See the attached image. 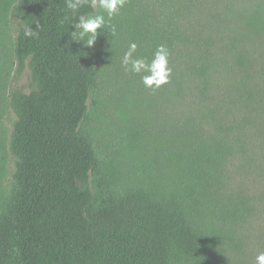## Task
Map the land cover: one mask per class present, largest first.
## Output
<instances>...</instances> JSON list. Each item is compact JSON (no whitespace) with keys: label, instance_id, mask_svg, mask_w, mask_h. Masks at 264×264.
<instances>
[{"label":"trees","instance_id":"16d2710c","mask_svg":"<svg viewBox=\"0 0 264 264\" xmlns=\"http://www.w3.org/2000/svg\"><path fill=\"white\" fill-rule=\"evenodd\" d=\"M140 2L127 0L110 21L115 32L105 28L86 47L72 39L73 24L97 8L74 14L65 0H0V53L15 25L18 71L28 66L32 77L29 92H10L15 168L0 187V264H215L223 249L242 250L256 206L231 190L229 166L244 157L235 139L248 114L264 115L243 43L151 29ZM26 26L37 35L26 37ZM247 27L260 32L264 14L250 15ZM132 42L138 56L159 44L170 50L169 119L149 133L123 128L103 147L86 127L90 101ZM2 66L0 54V87ZM240 103L248 113L235 125L230 108ZM5 164L0 156L1 174Z\"/></svg>","mask_w":264,"mask_h":264},{"label":"rangeland","instance_id":"374dc122","mask_svg":"<svg viewBox=\"0 0 264 264\" xmlns=\"http://www.w3.org/2000/svg\"><path fill=\"white\" fill-rule=\"evenodd\" d=\"M139 16L151 28H172L195 41L203 39L239 38L243 43L240 52L245 54L247 70L252 76L248 82L253 91L264 98V27L252 33L247 19L258 12L264 14V0H141ZM103 10L97 7L96 13ZM16 26H11L1 51L3 66L0 87V156L6 164L0 171V187L9 183L14 171V157L9 151V141L15 121L10 104V92L21 88L29 92L32 88L31 70L27 66L18 71L14 54ZM254 77V79H253ZM231 82L234 78L231 77ZM228 81L224 82L227 85ZM96 92L90 101L93 112L87 121V129L97 135L101 146L107 139L121 134L122 129H143L146 133L162 127L168 121L171 110L165 96V86L153 92L141 83L140 76L125 71L122 63L112 64L99 79ZM191 94V93H189ZM97 104H93V100ZM193 101V99H189ZM177 118L183 119L188 112L182 104ZM229 109V108H228ZM230 123L236 125L248 113L243 104L230 108ZM95 112V113H94ZM250 117L241 142L235 139L237 148L244 145L243 158L237 157L229 166L230 188L245 193L256 206L253 217L245 223L241 237L244 245L241 251L225 248L215 264H256V256L264 252V115ZM175 118V119H177ZM237 119V120H236ZM172 121V118L169 122ZM3 162V159H2Z\"/></svg>","mask_w":264,"mask_h":264},{"label":"clouds","instance_id":"9594fccd","mask_svg":"<svg viewBox=\"0 0 264 264\" xmlns=\"http://www.w3.org/2000/svg\"><path fill=\"white\" fill-rule=\"evenodd\" d=\"M65 3L67 9L74 14L85 4L93 9L98 7L103 10L102 13L80 15L78 21L73 24L75 30L71 32L72 39L76 42H82L86 47H92L98 35L102 34L105 28H109L113 33L115 32V28L110 24V21L119 14L120 9L124 7L127 0H65ZM104 13H106L107 19ZM24 35L33 37L37 33L31 26H26ZM137 47L138 45L135 42L129 44L122 57V66L125 71L139 75L144 87L155 92L170 82L172 75V68L169 63L170 50L166 45L159 44L151 57H144L135 55ZM256 264H264V252L256 256Z\"/></svg>","mask_w":264,"mask_h":264}]
</instances>
